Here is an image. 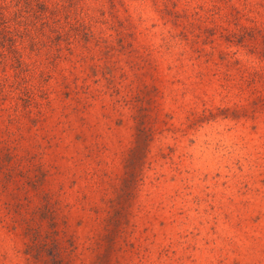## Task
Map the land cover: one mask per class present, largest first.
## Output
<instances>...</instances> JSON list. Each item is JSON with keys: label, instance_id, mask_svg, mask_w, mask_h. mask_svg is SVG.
Returning a JSON list of instances; mask_svg holds the SVG:
<instances>
[{"label": "rangeland", "instance_id": "rangeland-1", "mask_svg": "<svg viewBox=\"0 0 264 264\" xmlns=\"http://www.w3.org/2000/svg\"><path fill=\"white\" fill-rule=\"evenodd\" d=\"M0 264H264V0H0Z\"/></svg>", "mask_w": 264, "mask_h": 264}]
</instances>
